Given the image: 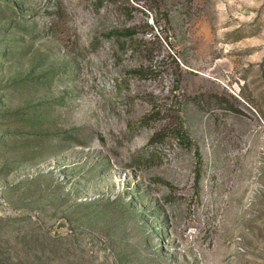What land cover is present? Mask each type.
Listing matches in <instances>:
<instances>
[{
  "label": "rangeland",
  "instance_id": "1",
  "mask_svg": "<svg viewBox=\"0 0 264 264\" xmlns=\"http://www.w3.org/2000/svg\"><path fill=\"white\" fill-rule=\"evenodd\" d=\"M0 264H264V0H0Z\"/></svg>",
  "mask_w": 264,
  "mask_h": 264
},
{
  "label": "trees",
  "instance_id": "2",
  "mask_svg": "<svg viewBox=\"0 0 264 264\" xmlns=\"http://www.w3.org/2000/svg\"><path fill=\"white\" fill-rule=\"evenodd\" d=\"M165 15L166 18L168 19V14L165 13ZM135 33L136 30L134 26H125V27L112 28L107 32V35L114 37L120 45L125 46V42H127L128 39L129 40L134 39ZM166 126L167 127L164 131L162 130L156 131L153 134L151 140L153 141V140L163 139L164 136L169 133L172 136H175L177 140L183 145L192 146L194 144V140L191 137L185 125L183 124L182 120H179L177 123H173L172 125L168 124ZM196 153L198 155V159H201V153L198 148H196Z\"/></svg>",
  "mask_w": 264,
  "mask_h": 264
}]
</instances>
